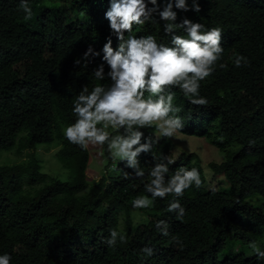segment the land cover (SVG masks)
<instances>
[{
	"label": "trees",
	"instance_id": "obj_1",
	"mask_svg": "<svg viewBox=\"0 0 264 264\" xmlns=\"http://www.w3.org/2000/svg\"><path fill=\"white\" fill-rule=\"evenodd\" d=\"M166 2L158 0L161 10ZM197 2L199 13L173 11L177 24L187 18L205 30L222 29V58L200 82V96L208 104L192 105L178 88L169 90L182 109L179 132L204 137L224 152L223 161L210 165L224 174L226 190L206 188L198 158L181 153L175 159L171 139L164 138L152 152L138 156L143 178L125 161L113 162L107 146H100L106 162L100 177L91 181L90 149L69 143L63 129L75 122L73 100L83 86L91 91L96 84L111 83L93 75L102 52L88 64L82 59L75 63L89 45L100 51L109 36L113 47L118 46L104 15L110 0H28L33 11L28 21L20 0H0V155L13 148L30 151L22 161L0 164V255L9 254L10 264H264L254 253L235 249L251 241L264 249V211L248 201L254 195L264 199V0ZM187 3L191 8L192 0ZM71 13L78 18L73 20ZM154 16L157 23L134 25L132 35L151 34L170 46L166 22ZM174 34L186 35L183 29ZM236 55L248 63L235 67ZM140 131L141 143L155 139L154 129ZM40 144L58 146L56 157L69 171L68 179L43 172L34 152ZM153 156L157 162L163 156L175 161L169 176L180 167L196 168L202 185L191 186L182 197L157 198L151 208L141 209L145 217L135 224L129 207L138 195H149L144 184ZM177 199L185 208L182 220L167 211ZM161 220L168 224V236L156 228ZM113 228L126 234V243H104ZM173 237L182 241V250ZM146 246L154 250L150 257L141 251Z\"/></svg>",
	"mask_w": 264,
	"mask_h": 264
},
{
	"label": "clouds",
	"instance_id": "obj_2",
	"mask_svg": "<svg viewBox=\"0 0 264 264\" xmlns=\"http://www.w3.org/2000/svg\"><path fill=\"white\" fill-rule=\"evenodd\" d=\"M174 7L184 12L201 11L197 0H192L191 8L187 0H167L162 10L158 0H110V7L104 15L109 21L111 34L119 41L118 46L113 47L109 36L100 51H94L89 45L83 57L75 61L79 65L82 59L88 64L90 58L100 57L102 52V63L93 70V75L98 81L107 77L111 83L108 86L96 84L91 91L86 85L82 87L73 100L75 122L63 129L64 138L83 150L89 146L106 145L109 158L113 162L125 161L126 167L139 178L146 174L140 167L138 156L152 152L153 145L160 138L171 139L184 127L182 118L177 115L182 109L174 105L175 93L169 89L178 88L192 105L206 106L208 100L199 93L200 82L213 74L224 52L221 28L205 30L202 23L187 18L177 24ZM19 9L25 14V21L32 19L33 11L28 0H20ZM154 14L166 22L164 32L171 35L170 46L159 43L151 34L132 35L134 25L157 23ZM178 29H183L186 35L174 34ZM232 59L235 67L248 63L242 55ZM219 66L226 67L225 64ZM143 128L154 129L155 139L149 137L141 143L144 133L140 129ZM153 159L154 166L147 173L149 179L144 184L149 195H138L133 199V209H149L157 198L182 197L191 186L201 187L202 180L196 168L180 167L169 176V165L175 161L169 156H163L159 162L156 156ZM167 211L174 212L178 220L185 215V208L178 199L168 205ZM156 228L163 236L169 235L165 221H158ZM173 241L182 250V241L177 237H173ZM118 242L126 243V234L110 229L104 243L115 247ZM249 248L258 260H264V249L256 241H251ZM141 251L149 257L154 254L153 248L147 246ZM10 262L9 254L0 255V264Z\"/></svg>",
	"mask_w": 264,
	"mask_h": 264
},
{
	"label": "rangeland",
	"instance_id": "obj_3",
	"mask_svg": "<svg viewBox=\"0 0 264 264\" xmlns=\"http://www.w3.org/2000/svg\"><path fill=\"white\" fill-rule=\"evenodd\" d=\"M74 20L78 18L75 13L70 14ZM113 131V130H110ZM113 134H117L113 131ZM160 138L159 141H161ZM90 149V162L87 169V174L91 181L98 179L104 169L106 160L104 159L102 149L100 146H89ZM58 146H51L47 144H40L35 150L37 158L40 160L41 169L48 175L57 177L62 180L69 178V171L63 167L61 162L56 157ZM30 151L23 150L17 152L15 148L4 151L0 155V164L19 162L28 158ZM171 153L177 159L181 153H193L200 161L204 168L208 189H229V184L223 173H215L211 167L212 162L219 163L225 159L224 152L218 147L211 144L206 138L183 134L177 132L176 136L171 138ZM36 185V184H35ZM34 185V186H35ZM248 201L256 207H260L264 211V199L262 196L254 195L248 198ZM130 216L135 224H138L144 219L141 209H133L132 205L129 207ZM124 214L120 216V227H123ZM259 245V243H258ZM235 249L244 252L246 255L252 254L249 244H237Z\"/></svg>",
	"mask_w": 264,
	"mask_h": 264
}]
</instances>
